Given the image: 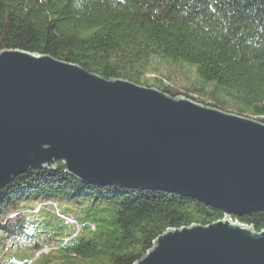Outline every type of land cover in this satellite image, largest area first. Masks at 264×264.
Returning a JSON list of instances; mask_svg holds the SVG:
<instances>
[{
  "label": "trees",
  "instance_id": "1",
  "mask_svg": "<svg viewBox=\"0 0 264 264\" xmlns=\"http://www.w3.org/2000/svg\"><path fill=\"white\" fill-rule=\"evenodd\" d=\"M3 49L264 122V0H0ZM157 60L192 69L197 84L178 89L161 75L150 83ZM223 217L176 193L86 183L57 162L0 189V264H134L166 230ZM234 221L260 232L264 211Z\"/></svg>",
  "mask_w": 264,
  "mask_h": 264
},
{
  "label": "water",
  "instance_id": "2",
  "mask_svg": "<svg viewBox=\"0 0 264 264\" xmlns=\"http://www.w3.org/2000/svg\"><path fill=\"white\" fill-rule=\"evenodd\" d=\"M161 190L223 213L168 229L134 264H264V122L46 54L0 50V189L30 169Z\"/></svg>",
  "mask_w": 264,
  "mask_h": 264
},
{
  "label": "rangeland",
  "instance_id": "3",
  "mask_svg": "<svg viewBox=\"0 0 264 264\" xmlns=\"http://www.w3.org/2000/svg\"><path fill=\"white\" fill-rule=\"evenodd\" d=\"M152 71L147 74L148 79H150V83L153 82L155 76L161 75L166 78L169 84H173L178 89H182L183 87L189 88L197 84V76L194 74L192 69L185 68L186 70H178L176 67L167 66V64L162 63V61L157 60L154 62L151 67ZM60 209L63 207V202H57ZM42 205L41 203L34 204V210L37 211Z\"/></svg>",
  "mask_w": 264,
  "mask_h": 264
},
{
  "label": "built area",
  "instance_id": "4",
  "mask_svg": "<svg viewBox=\"0 0 264 264\" xmlns=\"http://www.w3.org/2000/svg\"><path fill=\"white\" fill-rule=\"evenodd\" d=\"M65 219H66L67 222L70 223V224H76V221H75L74 219H72V218H68V217H66ZM76 227L79 229L78 225H77Z\"/></svg>",
  "mask_w": 264,
  "mask_h": 264
},
{
  "label": "bare ground",
  "instance_id": "5",
  "mask_svg": "<svg viewBox=\"0 0 264 264\" xmlns=\"http://www.w3.org/2000/svg\"><path fill=\"white\" fill-rule=\"evenodd\" d=\"M69 218V217H68Z\"/></svg>",
  "mask_w": 264,
  "mask_h": 264
}]
</instances>
